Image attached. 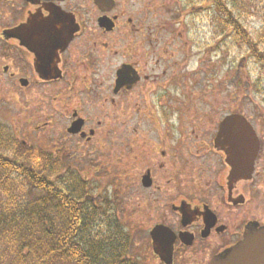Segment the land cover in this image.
I'll use <instances>...</instances> for the list:
<instances>
[{
    "label": "flooded vegetation",
    "instance_id": "obj_1",
    "mask_svg": "<svg viewBox=\"0 0 264 264\" xmlns=\"http://www.w3.org/2000/svg\"><path fill=\"white\" fill-rule=\"evenodd\" d=\"M155 10L151 0H0V83L56 106L54 154L65 160L66 147L84 154L105 121L109 137L118 110L153 264H264V139L252 127L253 171L234 176L219 133L234 111L213 120L184 100L176 33L158 28Z\"/></svg>",
    "mask_w": 264,
    "mask_h": 264
},
{
    "label": "rangeland",
    "instance_id": "obj_2",
    "mask_svg": "<svg viewBox=\"0 0 264 264\" xmlns=\"http://www.w3.org/2000/svg\"><path fill=\"white\" fill-rule=\"evenodd\" d=\"M151 1L156 7L158 28L171 27L176 33L171 51L176 64H180L176 70L185 74L184 87L179 88L188 92L184 100L190 107L212 109L213 120L234 111L247 120L260 140L264 139V77L258 86L250 83V79L255 80L257 66L249 59L246 67L243 64L238 70L234 69V61L245 54H240L217 29L219 21L216 18L219 17L209 6V0H194V5H189L188 0ZM240 3H247L248 10L237 8L239 10L234 11V2L227 0L233 16L241 22L250 38L255 39L264 22V0H240ZM259 50L264 53V44L259 45ZM6 88L7 84L0 83V125L7 129L10 138L52 153L63 149L55 141L60 133L56 106L42 103L37 93H11ZM46 100L50 102V98ZM51 120L53 125L45 132L36 128ZM92 122L95 123L94 115ZM121 123L118 110H112L107 122L109 137L108 133L102 136L106 131L105 121L97 140L91 146L81 148L84 154L77 148L70 152L66 147L64 152L68 157L65 161L69 168L87 176L98 203L108 200L105 217L115 219L128 233L127 258L131 264H153L147 243L141 237L146 222L136 224L140 216V208L137 210L140 202L136 181L138 167L130 144L121 142ZM105 217L99 215L98 224L94 226L100 234L105 233ZM194 263L192 259L186 261V264Z\"/></svg>",
    "mask_w": 264,
    "mask_h": 264
},
{
    "label": "trees",
    "instance_id": "obj_3",
    "mask_svg": "<svg viewBox=\"0 0 264 264\" xmlns=\"http://www.w3.org/2000/svg\"><path fill=\"white\" fill-rule=\"evenodd\" d=\"M231 1L234 11L249 8ZM209 3L219 17L217 29L245 54L232 66L238 70L251 60L257 74L250 83L258 86L264 77L259 50L264 22L252 39L227 0ZM6 130L0 125V264H131L129 235L115 219L105 217L108 200L94 199L88 178L58 154L11 139ZM99 215L107 221L104 234L94 229Z\"/></svg>",
    "mask_w": 264,
    "mask_h": 264
},
{
    "label": "water",
    "instance_id": "obj_4",
    "mask_svg": "<svg viewBox=\"0 0 264 264\" xmlns=\"http://www.w3.org/2000/svg\"><path fill=\"white\" fill-rule=\"evenodd\" d=\"M219 133L228 147L227 162L234 176L249 177L258 153V139L247 120L241 115H230L220 124Z\"/></svg>",
    "mask_w": 264,
    "mask_h": 264
}]
</instances>
